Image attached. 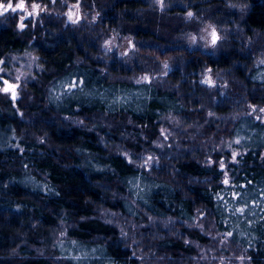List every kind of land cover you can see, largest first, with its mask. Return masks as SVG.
Here are the masks:
<instances>
[{
  "label": "trees",
  "instance_id": "16d2710c",
  "mask_svg": "<svg viewBox=\"0 0 264 264\" xmlns=\"http://www.w3.org/2000/svg\"><path fill=\"white\" fill-rule=\"evenodd\" d=\"M78 2L77 23L50 13L19 31L12 13L0 27V56L27 47L43 66L15 103L0 93V264H218L201 256L239 254L241 247L251 264H264V122L258 118L264 112L256 108L264 106V2L247 0L243 12L229 0H163L162 11L154 0ZM207 22L223 37L212 54L198 40L189 43ZM126 38L134 40L127 54L103 49L108 39ZM166 57L173 58L171 73L158 76L166 72ZM185 57L208 61L186 63ZM192 64L211 66L218 89L227 84L222 97L250 103L256 114L253 108H169L171 94L156 82ZM205 67L196 71L206 73ZM145 73L157 78L137 84ZM71 81L83 84L65 95ZM165 127L176 139L156 148L152 142L164 140ZM44 133L46 142L39 143ZM116 145L133 159L146 148L155 152L154 175L128 164ZM138 177L139 196L130 183ZM98 207L116 213L105 218L125 225L137 243L98 219ZM197 209L203 233L185 224ZM168 217L174 219L165 224ZM17 247L20 256L10 257Z\"/></svg>",
  "mask_w": 264,
  "mask_h": 264
},
{
  "label": "clouds",
  "instance_id": "9594fccd",
  "mask_svg": "<svg viewBox=\"0 0 264 264\" xmlns=\"http://www.w3.org/2000/svg\"><path fill=\"white\" fill-rule=\"evenodd\" d=\"M262 2H264V0H262ZM20 3L13 4L11 2V0H0V17H3L6 13H9V12L16 13L17 12V5ZM53 3H55V0H53ZM154 3H158L160 5V10L161 11L163 10V7H164L163 0H154ZM10 5H11V7H9ZM35 5H37V8L33 9V5H32V12L31 13H29L27 8H25V7L23 8L25 15L20 16V22L17 23V25H16V27L19 31H23L26 28V25L23 23V21L27 18L28 15L35 16L37 9L40 12L47 11V9L42 7L41 5H39V4H35ZM229 6L232 8L239 9L241 12H243V11L247 10L248 8H250L251 5L247 2V0H241V2H239V3H232L231 0H229ZM189 12H191V11H189ZM189 12H187V14ZM191 13L193 15L190 18H193L195 16V14L193 12H191ZM187 14H186V16H187V18H189ZM97 15H98V13H97ZM92 19L95 20V16H93ZM213 29L216 30L215 26L211 22L205 23L204 28H203V32L204 33H209V32L211 33V39H208L207 35L201 37L202 39H205V41H206L205 47H207L209 45H212V46L216 45V44L212 43V31H213ZM225 31H227V29H225ZM216 35L218 37V40L223 39V37L220 36L217 33V31H216ZM247 39L249 41H251V37H248ZM196 42H197V37L195 35L191 36L190 37V43L195 44ZM23 55L29 57L26 70L24 69L23 65H21L20 67H17L16 64L13 63V62H19V60H20V54L19 53L14 54L12 52H6L4 54V56H0V73H7L10 78H14L15 84L17 85L16 98L13 99V103H15V101L17 99H20L22 91L27 89V84L22 83L21 78L32 76V72H31L32 65L34 63H36L38 60V57L33 56L31 53L25 52ZM121 55H124V52H121ZM6 61H7V64L10 66H5ZM259 63L264 64V59H260ZM165 65H167V63H165ZM36 66L38 68L43 67L42 65H40L38 63L36 64ZM141 78L137 79L136 83H137V81L142 82ZM0 80H3L2 76H0ZM225 86H227V85L225 84ZM3 87H4L3 85H0V89H2ZM71 92L72 91H70L69 93H71ZM0 93L8 94V93H5L3 91H0ZM29 100H31V96H29ZM252 114L255 115L256 114L255 111H253ZM20 115L23 116V113L21 112ZM258 118L264 119V117H258ZM65 119L73 120V123L77 124L78 126L85 124V121L82 119H79V118L73 119L72 117H65ZM165 119H168L169 122L174 124V125L179 123L175 116L169 115L168 117H165ZM127 122L129 124H131L132 120L129 119ZM93 128H94V126L89 128L88 130L91 131V130H93ZM162 132H163V135L162 134L161 135L164 136V140H160L158 137L156 140H154L152 142L155 145V147L159 148V149H163L166 146V141L168 140L169 136H172L174 141L176 139L175 135L172 132H170L166 127L161 129V133ZM121 135H125V134L121 133ZM46 136H47V133H44L43 136L36 137V139L39 143H45L46 142V140H45ZM13 137L17 138V137H15L14 132H13ZM17 139H19V138H17ZM103 142H104L103 138H101V143H103ZM12 146L13 147H20L19 144L12 145ZM168 146L170 147V145H168ZM228 146L230 147L231 145L229 144ZM105 147H109V145L105 144ZM177 147H179V145H177ZM21 151H22V149H21ZM116 151L119 152V154L123 155L127 159L128 164L134 165L136 168L143 169L144 171L147 172V174L149 176L154 175L151 171L152 166L154 164L158 165L160 163V159L157 156V154L155 152H152L150 149H147V148L144 149L143 152L136 154L138 156V158H136V159L131 158L134 154L130 150L125 149L122 145H116ZM149 157H151L150 160L148 159ZM100 187H102L105 190V192H107L108 186L106 184H102V185H100ZM132 187L136 190L135 194L137 196H139L140 193L143 191V188H141V186H140V178L139 177L137 178V180L134 183H132ZM115 195H116V193L113 192L112 196L114 197ZM85 203H91V201L86 200ZM98 211H99V216L97 217L98 219H102L103 223H105L107 225H114V226L118 227L120 229V235L122 237H129L131 239V243H133V244L137 243L135 236L134 235L130 236V234L126 231L125 225H122L119 221L105 218L109 215L114 217L117 215L116 213H110V211L108 209L103 208V207H98ZM201 216H202V210L197 209L195 217L190 218V220L185 221L186 226L189 229L196 228V229H199L202 233L205 232V229L203 227V222L201 220ZM81 219H87V218L82 217ZM155 219H156L155 217L149 215V221L150 222H154ZM173 219H174L173 217H168V219L164 223L167 224L169 221H171ZM62 223H63V221H62ZM129 223H131V221H129ZM133 227H135V225H133ZM228 236H231V235L224 236L221 243L227 244V237ZM158 239H164V237L160 236V237H158ZM184 242H185V244L194 243V241H191L188 239H185ZM197 247L199 248L200 246L197 244ZM212 251H214V250H212ZM140 255L143 258L146 254L140 253ZM9 256L10 257L20 256L19 247L12 249V251L9 253ZM21 258H23V257H21ZM201 259L209 260V261L210 260H217L218 264H232L233 261L237 262V264H245L246 261L248 262V264H251L250 257L247 256V249L244 247L240 248L239 254L233 253L232 255H229V256L220 255L219 257H217L215 255L210 256V255L205 254V255L201 256Z\"/></svg>",
  "mask_w": 264,
  "mask_h": 264
},
{
  "label": "flooded vegetation",
  "instance_id": "af4514ba",
  "mask_svg": "<svg viewBox=\"0 0 264 264\" xmlns=\"http://www.w3.org/2000/svg\"><path fill=\"white\" fill-rule=\"evenodd\" d=\"M21 2V0H20ZM78 3V0H55V3H53V0H33V1H28V0H23L24 7L28 9L29 13L32 12V5L33 4H39L42 7L46 8L47 11L40 12L38 9L36 11L35 16L33 15H28L27 18L23 21V23L27 26L28 22L31 21L32 23H35L37 18L41 15H49L50 13L52 15H57L59 17H63V22L66 23H72L69 20V13L71 11H74L75 16L73 19H75L76 15L80 16V19L82 18V13L78 7H75ZM55 7V9L52 10L51 7ZM24 11L23 9H21ZM16 14V13H14ZM79 19V20H80ZM201 29L204 28L200 27ZM132 38H129L130 45H132ZM190 43V42H189ZM197 43V42H196ZM195 44H191V46H195ZM205 51V50H204ZM129 51H125L124 54H127ZM171 57H166V59H162L163 61V66L166 72L161 73L158 76H166L169 73H171V61L172 59H167ZM182 61L188 63L189 61H205L206 59L203 58H180ZM206 60L205 62H207ZM165 63H167V68H165ZM264 65V64H261ZM205 66H197L195 64L192 65H186L184 66V73L182 74H177V75H171L169 80H158V85H165L166 88L168 89L167 92L171 94V104L169 105V108H175L174 106L177 105L178 108H253L250 103L246 104L244 107L241 105L236 104L235 98L232 100H226L224 97V87L226 83L220 84L221 89H218L219 83H217V79L215 76H212L210 72L208 71L209 69H212L211 66L205 67L206 73L198 72L196 70H202L204 69ZM210 77L212 81L214 82L213 86H209L208 84L201 83L202 80L205 78ZM157 77L156 75H152L150 77V80L148 82H145L147 84H152L153 80H155ZM173 78H180V83L176 84L175 81H173ZM155 85V83H154ZM227 85V84H226ZM221 90V91H220ZM216 94L213 98L210 96L212 93ZM222 97V98H221ZM256 108H264V106L261 107H256ZM264 117V115H262ZM264 122V119H262Z\"/></svg>",
  "mask_w": 264,
  "mask_h": 264
},
{
  "label": "rangeland",
  "instance_id": "374dc122",
  "mask_svg": "<svg viewBox=\"0 0 264 264\" xmlns=\"http://www.w3.org/2000/svg\"><path fill=\"white\" fill-rule=\"evenodd\" d=\"M11 2H12L13 4H16V3H20V0H11ZM71 13L73 14V17H74V16H75L74 11H71ZM11 14H12V12H9V13H6L3 17H0V27L4 24V22H6L7 17H9L8 15H11ZM23 15H25L24 11H22L21 9L17 10V12H16L17 23L20 22V16H23ZM1 24H2V25H1ZM216 31H217V33H218V30H217V29H216ZM197 32H198V37H197V35H195V36L197 37L198 43L201 45V49H202V51L205 50L206 52L212 54V53H213V50H214V48H215V46L209 45V46L205 47V43H206V41H205V39H202V38H201L202 36L207 35V36H208V39H211V33H210V32H209V33H204V32H203V28H202V29H201V28H198ZM107 41H111V43L108 45V47H109L111 50H112L113 48L117 47L119 53H121V52H125V51H130V50L132 49V47H133V46H132V47L130 46L129 38L124 39V40H123L121 43H119V44H118L114 39H108ZM131 41H132V45H133V44H134V40L131 39ZM103 49L105 50V52H109V51H106V48H105V42L103 43ZM111 50H110V51H111ZM9 52H12V53H14V54H16V53H19V54H20V60H19V62H13V63L16 64L17 67H20L21 65H23L25 70L27 69V63H28L29 57H28V56H25V55H23V54H24L25 52H28V53H31L33 56L37 57V56L34 55V53H33L31 50H29L27 47H26L25 49H23V50H20V51H18V50H14V51H9ZM5 53H6V52H5ZM5 53H3L2 56H4ZM165 59H166V58H165ZM167 59H168V60H169V59H172V57H171V58H167ZM37 63H38V60H37L36 63H34V64L32 65V68H31L32 76L22 77V78H21V82H22V83L30 82V81L35 77V76H34V71H35V70H39V68L36 66ZM5 66H10V65L7 64V61H6ZM0 76H2V77L5 78V79H8L10 82H12V83L15 84V80H14V78H10V77L8 76L7 73H0ZM144 76L151 77L149 74L145 73V74H143V75H140L139 78L144 77ZM142 82H144V81H142ZM0 85H3V83H2L1 81H0ZM9 96H10V94L8 93V98L10 99ZM63 234H65L64 231L61 232V235H63ZM66 247H67V246H66ZM86 253H88V252L86 251L84 254H86Z\"/></svg>",
  "mask_w": 264,
  "mask_h": 264
},
{
  "label": "snow or ice",
  "instance_id": "6c2138e0",
  "mask_svg": "<svg viewBox=\"0 0 264 264\" xmlns=\"http://www.w3.org/2000/svg\"><path fill=\"white\" fill-rule=\"evenodd\" d=\"M79 6V2L77 3V5L75 7H78ZM11 7V5L9 6ZM24 8V4H23V0H21V3L17 5V10L19 9H23ZM37 8V5L33 4V9H36ZM69 20L72 22V23H77L80 19V16L79 15H76L75 19H73V14L70 12L69 14ZM188 17L190 18L193 14L191 12H189L188 14ZM218 41V37L216 35V30L213 29L212 31V43L213 44H216ZM111 43V41H105V48H106V51H110L111 49L108 47V45ZM131 46V45H130ZM165 67L167 68V65H165ZM209 72L211 71V69L208 70ZM142 81L144 82H148L150 80V77L148 76H144L141 78ZM141 81H137V83L139 84ZM4 83V87L2 89H0V91H3L5 93H11V96H12V99H15L16 98V89H17V85L16 84H11L9 83L7 80H4L3 81ZM201 83H205V84H208L209 86H213V81L210 77H207L201 81ZM83 84V81H71L68 85H67V88L64 92L65 95H67L70 91H72L73 89L77 88L78 86L80 87L81 85ZM57 99H59V97H57ZM253 107V110L255 111L256 108L255 106H252ZM260 112H264V108H261L259 109ZM209 115H212V113H209ZM163 135V132L161 133ZM237 144L240 143L239 140L235 141ZM236 157V154L233 153V159H235ZM149 160L151 159V157L148 158ZM208 163H212L211 161H208ZM220 169L223 170L226 165L223 161L220 162V165H219ZM130 183H134L133 181H130ZM223 183L225 185H228L230 183L229 179L227 178V174H225V179L223 180ZM235 193L233 194V196L235 197ZM236 212H243L244 211V208H238L235 210ZM227 235H232V233H227ZM75 243V242H73Z\"/></svg>",
  "mask_w": 264,
  "mask_h": 264
},
{
  "label": "water",
  "instance_id": "95a60500",
  "mask_svg": "<svg viewBox=\"0 0 264 264\" xmlns=\"http://www.w3.org/2000/svg\"><path fill=\"white\" fill-rule=\"evenodd\" d=\"M4 80H7L9 83L14 84V83L10 82L8 79H5V78H3V80H0V81L3 83ZM3 86H4V83H3ZM9 94H10V96H9L10 99L13 101L12 96H11V93H9Z\"/></svg>",
  "mask_w": 264,
  "mask_h": 264
}]
</instances>
